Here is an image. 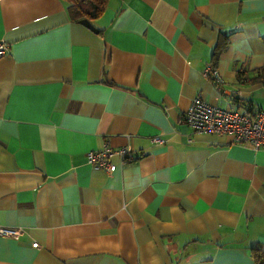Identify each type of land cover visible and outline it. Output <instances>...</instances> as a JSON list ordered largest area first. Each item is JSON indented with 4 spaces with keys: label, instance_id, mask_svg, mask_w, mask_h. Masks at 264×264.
I'll list each match as a JSON object with an SVG mask.
<instances>
[{
    "label": "crops",
    "instance_id": "0c3cea01",
    "mask_svg": "<svg viewBox=\"0 0 264 264\" xmlns=\"http://www.w3.org/2000/svg\"><path fill=\"white\" fill-rule=\"evenodd\" d=\"M91 22L0 0V226L21 228L0 264H255L264 147L182 117L264 108V0H107ZM104 143L133 158L94 169Z\"/></svg>",
    "mask_w": 264,
    "mask_h": 264
},
{
    "label": "built area",
    "instance_id": "2783aa9c",
    "mask_svg": "<svg viewBox=\"0 0 264 264\" xmlns=\"http://www.w3.org/2000/svg\"><path fill=\"white\" fill-rule=\"evenodd\" d=\"M9 45L0 41V56L8 51ZM204 75L211 77L215 84L222 83L221 77L211 63L204 69ZM183 121L197 132L229 133L235 141H248L254 147H264V108L225 109L213 105L206 100L195 97L190 102L182 117ZM155 143L163 142L160 136L153 138ZM131 149L128 147L113 148L104 143L99 149L88 150L85 157L94 168H102L107 173L116 169V164L111 157L118 155L121 162L125 163L130 157ZM20 227L0 226V235L17 238L20 236Z\"/></svg>",
    "mask_w": 264,
    "mask_h": 264
},
{
    "label": "trees",
    "instance_id": "16d2710c",
    "mask_svg": "<svg viewBox=\"0 0 264 264\" xmlns=\"http://www.w3.org/2000/svg\"><path fill=\"white\" fill-rule=\"evenodd\" d=\"M67 3V13L72 21L87 18L93 21L101 16L107 0H65ZM245 71H239V76ZM251 80L254 82H264V66L251 72ZM250 253L255 264H264V248L256 245L250 247Z\"/></svg>",
    "mask_w": 264,
    "mask_h": 264
},
{
    "label": "water",
    "instance_id": "95a60500",
    "mask_svg": "<svg viewBox=\"0 0 264 264\" xmlns=\"http://www.w3.org/2000/svg\"><path fill=\"white\" fill-rule=\"evenodd\" d=\"M79 22L89 27L90 29L97 31V28L95 27V25L87 18H82L81 20H79Z\"/></svg>",
    "mask_w": 264,
    "mask_h": 264
}]
</instances>
